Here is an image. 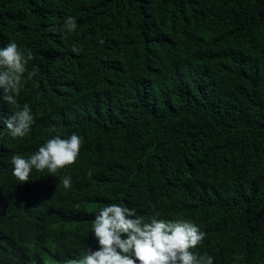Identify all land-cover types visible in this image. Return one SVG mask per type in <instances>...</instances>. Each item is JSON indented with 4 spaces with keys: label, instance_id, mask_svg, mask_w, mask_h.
Instances as JSON below:
<instances>
[{
    "label": "trees",
    "instance_id": "trees-1",
    "mask_svg": "<svg viewBox=\"0 0 264 264\" xmlns=\"http://www.w3.org/2000/svg\"><path fill=\"white\" fill-rule=\"evenodd\" d=\"M12 41L31 53L17 101L35 123L12 138L0 102V264L27 255L23 233L27 264L82 258L110 203L194 222L190 251L214 264H264V0H0ZM73 133L74 164L12 175L13 155Z\"/></svg>",
    "mask_w": 264,
    "mask_h": 264
},
{
    "label": "clouds",
    "instance_id": "clouds-1",
    "mask_svg": "<svg viewBox=\"0 0 264 264\" xmlns=\"http://www.w3.org/2000/svg\"><path fill=\"white\" fill-rule=\"evenodd\" d=\"M63 29L68 33L76 31L77 20L67 17ZM31 58V53L26 55L14 41L0 47V102L17 109L3 121V127L12 138L26 137L35 123L29 105L21 106L17 101L26 65ZM32 75L28 73L29 77ZM82 144L83 138L75 133L67 139L55 135L28 158L13 155L10 161L12 175L22 182L21 185L29 181L33 171L47 170L48 176H54L59 169L77 161ZM87 175L91 177L92 172ZM62 184L64 189H70L71 177H64ZM92 234L97 242L96 250L88 251L82 258L67 261L66 264H214L207 253L201 255L190 251L201 244L206 233L194 222L165 220L158 212L144 216L133 208L110 203L100 208L93 217ZM18 240L25 245L27 255L19 258L5 256L6 264H27L35 253L37 237L34 234H19Z\"/></svg>",
    "mask_w": 264,
    "mask_h": 264
}]
</instances>
